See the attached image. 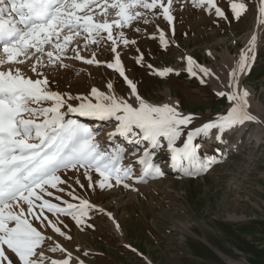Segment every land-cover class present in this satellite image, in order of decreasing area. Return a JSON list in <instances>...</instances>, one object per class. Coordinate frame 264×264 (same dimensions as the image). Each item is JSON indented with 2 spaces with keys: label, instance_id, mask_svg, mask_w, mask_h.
Masks as SVG:
<instances>
[{
  "label": "snow or ice",
  "instance_id": "snow-or-ice-1",
  "mask_svg": "<svg viewBox=\"0 0 264 264\" xmlns=\"http://www.w3.org/2000/svg\"><path fill=\"white\" fill-rule=\"evenodd\" d=\"M230 11L238 21L247 6L231 2ZM185 12L228 21L218 0H0V264H85L80 256L87 251L79 245L69 250L61 242L73 241L66 220L83 232L95 229L89 222L93 214L106 215L119 229L112 213L93 203L92 195L114 187L138 192L136 185L167 174L165 161L183 176H199L217 161L200 155L197 138L216 130L222 139L246 122L264 123L248 111L250 93L240 84L256 60V34L226 82L190 53H180L177 62L188 76L202 85L215 78L223 89L215 95L227 103L223 113L199 126L192 127L199 117L184 111L179 100L154 102L141 94L139 82L127 73L123 56L128 52L135 51L134 63L150 75L179 76L180 70L154 67L126 30L158 42L171 55L169 49L180 50L176 24ZM258 24H264V0H259ZM182 37L187 39L189 32ZM102 48L110 59H98ZM147 55H153L151 50ZM65 61L111 70L117 79L106 78L102 87L91 84L75 94L71 86L53 90L46 69H70L75 76L83 72ZM121 84L124 94L118 92ZM106 127L112 131L102 146L97 138Z\"/></svg>",
  "mask_w": 264,
  "mask_h": 264
},
{
  "label": "rangeland",
  "instance_id": "rangeland-1",
  "mask_svg": "<svg viewBox=\"0 0 264 264\" xmlns=\"http://www.w3.org/2000/svg\"><path fill=\"white\" fill-rule=\"evenodd\" d=\"M231 2H243L247 6L238 21L232 17ZM218 5L225 11L228 21L216 23L215 17L210 19L190 12L183 14L182 22L178 20L176 24L180 50L169 49L171 55L161 51L158 42L139 39L131 30H126L131 38L138 39L146 59L154 67L180 70L179 76L171 74L160 78L150 75L134 63L133 50L123 56L127 73L139 82V90L146 98L168 102L167 94L179 100L184 111L199 117L192 126L197 127L223 113L227 103L215 95V91L223 90L215 78H207L208 83L202 85L197 78L188 76L183 65L177 62L180 53H190L200 65L211 69L226 82L229 69L235 66L251 36L256 34V60L251 71L240 77V84L252 92L258 107L255 110L250 106L248 111L259 121H264V24H258L259 0H218ZM160 24L162 28L166 27L162 21ZM139 26L152 30L151 25L141 23ZM185 31L189 32L187 39L182 37ZM149 50L152 56L147 55ZM110 56L103 48L98 53L100 60L110 59ZM65 62L71 64V69L83 72L75 76L70 69H46L53 81V90L65 91L71 86L70 90L75 94L87 91L91 84L102 87L106 78L117 79L111 70L102 67L87 66L78 61ZM88 73H91V79ZM125 91L122 84L118 86L120 94ZM79 119L88 125L97 124L93 120ZM109 131L112 127H106L105 134L97 138L102 146L108 143ZM216 137V130H213L209 137L202 136L194 141L201 156L217 161L207 172L194 178L186 177L165 161L162 168L167 174L161 179L136 185L138 192L114 187L92 195L93 203L101 204L112 213L119 229L106 215L93 214L89 222L95 229L83 232L67 219L73 241L61 242L69 250L79 245L81 252L87 251L89 255L80 256L85 264H145L144 257L151 264H264V123L246 122L225 132L222 139ZM213 138L215 144L210 143ZM77 192L81 190L77 188Z\"/></svg>",
  "mask_w": 264,
  "mask_h": 264
},
{
  "label": "bare ground",
  "instance_id": "bare-ground-1",
  "mask_svg": "<svg viewBox=\"0 0 264 264\" xmlns=\"http://www.w3.org/2000/svg\"><path fill=\"white\" fill-rule=\"evenodd\" d=\"M249 93H250V95H249V97H248V103H249V105L252 107V109H258V107H257V105L255 104V102H254V99H253V94H252V92L251 91H248ZM166 96H167V98H168V100H169V97L170 96H168L167 94H166ZM171 98V97H170ZM171 100H173V101H175V99H173V98H171ZM93 124H91V126H92ZM211 142V144H215V142H216V139L215 138H213V139H211L210 140ZM260 141L259 140H257V145H259L260 146V143H259ZM224 212V211H223ZM229 258H232V259H234V260H237L236 258H234V256H232V255H229Z\"/></svg>",
  "mask_w": 264,
  "mask_h": 264
}]
</instances>
